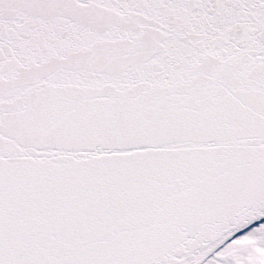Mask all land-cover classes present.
Listing matches in <instances>:
<instances>
[{
  "label": "snow or ice",
  "instance_id": "snow-or-ice-1",
  "mask_svg": "<svg viewBox=\"0 0 264 264\" xmlns=\"http://www.w3.org/2000/svg\"><path fill=\"white\" fill-rule=\"evenodd\" d=\"M0 264H264V0H0Z\"/></svg>",
  "mask_w": 264,
  "mask_h": 264
}]
</instances>
